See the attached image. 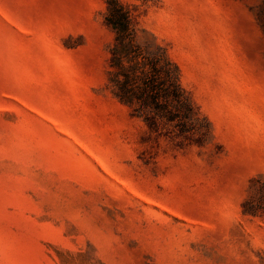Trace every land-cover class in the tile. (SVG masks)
I'll return each instance as SVG.
<instances>
[{
    "label": "rangeland",
    "instance_id": "374dc122",
    "mask_svg": "<svg viewBox=\"0 0 264 264\" xmlns=\"http://www.w3.org/2000/svg\"><path fill=\"white\" fill-rule=\"evenodd\" d=\"M144 1L203 138L112 96L105 0H0V264H264L262 1Z\"/></svg>",
    "mask_w": 264,
    "mask_h": 264
},
{
    "label": "trees",
    "instance_id": "16d2710c",
    "mask_svg": "<svg viewBox=\"0 0 264 264\" xmlns=\"http://www.w3.org/2000/svg\"><path fill=\"white\" fill-rule=\"evenodd\" d=\"M262 5L264 7V0ZM121 0H105L103 23L113 32L108 47L107 83L112 96L140 118L149 128L159 126L176 136L193 129L203 138L209 123L194 110L180 83V73L167 49L153 37L142 43L138 8ZM264 11V8H262ZM244 212H251L244 209Z\"/></svg>",
    "mask_w": 264,
    "mask_h": 264
}]
</instances>
